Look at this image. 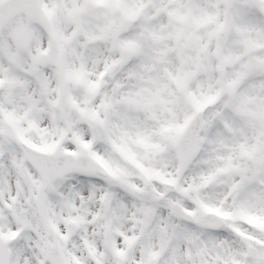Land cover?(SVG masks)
Returning <instances> with one entry per match:
<instances>
[{"label": "snow or ice", "instance_id": "obj_1", "mask_svg": "<svg viewBox=\"0 0 264 264\" xmlns=\"http://www.w3.org/2000/svg\"><path fill=\"white\" fill-rule=\"evenodd\" d=\"M0 264H264V0H0Z\"/></svg>", "mask_w": 264, "mask_h": 264}]
</instances>
